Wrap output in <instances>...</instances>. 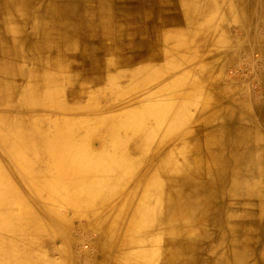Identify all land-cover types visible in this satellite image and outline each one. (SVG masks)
<instances>
[{"label":"bare ground","instance_id":"6f19581e","mask_svg":"<svg viewBox=\"0 0 264 264\" xmlns=\"http://www.w3.org/2000/svg\"><path fill=\"white\" fill-rule=\"evenodd\" d=\"M0 264H264V0H0Z\"/></svg>","mask_w":264,"mask_h":264},{"label":"crops","instance_id":"0c3cea01","mask_svg":"<svg viewBox=\"0 0 264 264\" xmlns=\"http://www.w3.org/2000/svg\"><path fill=\"white\" fill-rule=\"evenodd\" d=\"M176 1H177V0H176ZM172 8H173V7H172ZM174 9H175V10H174L175 12H174V11H173V12H174L175 16H177V12H180V8L175 4ZM177 9H178V11H177ZM179 14H180V13H179ZM66 19H67V17H66ZM70 19H71V18H70ZM137 25H138V27H137L138 29H140V28H141V29H146V28H149V26H150L149 23H144V22H138ZM140 41H142V43H143V42L146 41V39H143V38H142ZM91 42H92V41H91ZM31 44H32V40H31V39L27 40V47L30 46ZM100 57H103V55L100 54ZM85 59H87V58H85ZM81 60H82V59H81L80 57H77V56H76V61H75V63H73V65L77 64V66L80 67V64H79V63H81ZM88 60L91 61V59H88ZM79 81H81V79H79Z\"/></svg>","mask_w":264,"mask_h":264},{"label":"rangeland","instance_id":"374dc122","mask_svg":"<svg viewBox=\"0 0 264 264\" xmlns=\"http://www.w3.org/2000/svg\"><path fill=\"white\" fill-rule=\"evenodd\" d=\"M74 104H79V102H74ZM87 247H88L87 244H85L84 246H82V249L87 250Z\"/></svg>","mask_w":264,"mask_h":264}]
</instances>
